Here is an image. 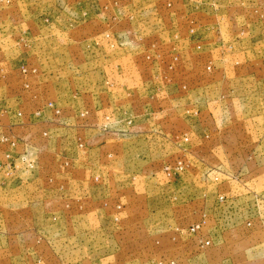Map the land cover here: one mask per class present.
Masks as SVG:
<instances>
[{
	"label": "rangeland",
	"instance_id": "rangeland-1",
	"mask_svg": "<svg viewBox=\"0 0 264 264\" xmlns=\"http://www.w3.org/2000/svg\"><path fill=\"white\" fill-rule=\"evenodd\" d=\"M250 97L261 114L264 0H0V133L44 144L38 160L65 167L76 151L94 149L102 164L93 188L114 191L99 206L108 212L101 230L81 233L72 248L52 201L62 185L49 181L51 199L38 211L44 221L33 225L0 173V264L117 260L129 250L109 247L112 226L138 219L135 211L167 210L173 217L166 224L184 229L217 196L255 193L248 168L241 182L230 173L252 155L264 163V143L254 154L218 152L215 144L226 124H236L235 101ZM106 116L113 124L102 132ZM178 161L183 170L167 178L165 166Z\"/></svg>",
	"mask_w": 264,
	"mask_h": 264
},
{
	"label": "crops",
	"instance_id": "crops-1",
	"mask_svg": "<svg viewBox=\"0 0 264 264\" xmlns=\"http://www.w3.org/2000/svg\"><path fill=\"white\" fill-rule=\"evenodd\" d=\"M255 101L257 100L251 97L247 103L235 101L239 102V107L232 114V119L236 124L234 126L225 125L223 133L226 135L219 136L215 143L216 151L254 154L258 148L263 146L264 108L259 114L257 107H252L256 104ZM258 120L262 121L261 126ZM87 151L89 154L76 151V154L70 157L69 167L63 166L61 162L41 160L33 182L18 187L13 182L9 183L13 186L10 192L20 194L22 203L25 202L27 210L31 212L33 225L34 218L44 221V218L42 219L44 213L41 214L38 211L44 206V200L51 199V195L48 196L46 191L49 180L54 179L53 182L62 185L57 188V195L52 196V201H56L55 204L59 206L57 212L63 219V222H60V231L73 235L68 240L71 238L73 242H76V246L72 248L78 247L79 241L77 242L75 238L80 240L81 233H97L101 230L99 219L108 212H105V209L100 210V207L106 204L102 202L111 201L114 196V191L108 194H98L97 189L93 188L97 185L94 174L96 175L97 168L101 167L102 162L96 160L97 154H93L96 153L94 149ZM236 168L241 171L230 173L234 176L233 179L237 177L233 182L246 180L247 176L244 175L249 172L247 180H249L251 190L255 191L253 194L259 195L257 191L264 194V163L257 164L252 155L248 161L241 159ZM246 168L249 169L248 172H244ZM52 171L55 172L53 178L50 176ZM224 173L227 178L229 173ZM224 195L230 199L227 207L223 208L220 213H216L214 205L203 209L209 216V222L197 239L192 241L175 232V228L181 227L166 224L173 217L167 210L135 211V215L133 212L131 215L138 219L132 221L122 219L120 228L112 226L110 232L114 238L109 247L117 246L129 252H125V256L117 260L111 256L112 258L97 259V262L101 264H149L150 261L161 257H174L178 258V264H264V240L261 238L263 231H247L244 227V222L248 217L246 202L251 195L238 193ZM236 214H242L243 217L237 219ZM123 215L124 213L121 212V216ZM207 239L211 240V246L208 249L199 254L192 252L193 255L188 257L189 252L196 247L199 241ZM255 259L257 261H254Z\"/></svg>",
	"mask_w": 264,
	"mask_h": 264
},
{
	"label": "built area",
	"instance_id": "built-area-1",
	"mask_svg": "<svg viewBox=\"0 0 264 264\" xmlns=\"http://www.w3.org/2000/svg\"><path fill=\"white\" fill-rule=\"evenodd\" d=\"M20 73L22 76H25L28 74V69L22 66L20 68ZM26 87H28V85H26ZM45 108L50 110L55 116L60 115V110L53 102H47L45 104ZM34 115L39 117L40 112H34ZM18 116L20 117L21 113H18ZM112 124L113 122L109 120L108 116H106L99 126V129L102 132H107ZM39 136L43 141H47L49 139L47 131H43ZM77 142V149H82L83 144L81 143V140L77 139ZM0 147H5L4 150L0 151V173L8 177V179L17 186L33 182L39 167L38 156L40 152H44L46 150L45 145L29 142L21 138H17L8 132H3L0 133ZM64 165L67 166L66 163ZM164 169L165 176L171 179L174 174L173 172H181L183 170V165L180 161H178L176 164L165 166ZM236 179L237 177L234 178V180ZM250 195V199L246 202V205L252 209H248V217L244 222V227L247 231H264V197L257 194ZM229 201L230 199L225 195L217 196L214 204L216 213H220L223 208H226ZM199 215L200 219L195 224L184 229L175 228V232L179 236L188 240H196L209 222V216L205 210H201ZM210 246L211 240H201L196 247L189 252V256L192 252L199 254L208 249ZM149 264H178V258L161 257L150 261Z\"/></svg>",
	"mask_w": 264,
	"mask_h": 264
}]
</instances>
